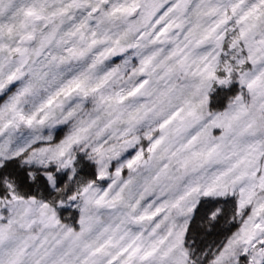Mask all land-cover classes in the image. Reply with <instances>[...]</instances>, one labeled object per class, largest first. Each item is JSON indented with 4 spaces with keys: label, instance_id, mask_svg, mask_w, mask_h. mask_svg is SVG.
I'll use <instances>...</instances> for the list:
<instances>
[{
    "label": "snow or ice",
    "instance_id": "6c2138e0",
    "mask_svg": "<svg viewBox=\"0 0 264 264\" xmlns=\"http://www.w3.org/2000/svg\"><path fill=\"white\" fill-rule=\"evenodd\" d=\"M0 264H264V0H0Z\"/></svg>",
    "mask_w": 264,
    "mask_h": 264
}]
</instances>
